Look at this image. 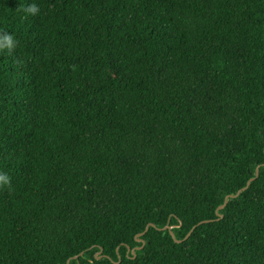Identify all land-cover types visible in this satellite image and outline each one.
<instances>
[{
    "label": "trees",
    "instance_id": "trees-1",
    "mask_svg": "<svg viewBox=\"0 0 264 264\" xmlns=\"http://www.w3.org/2000/svg\"><path fill=\"white\" fill-rule=\"evenodd\" d=\"M3 42L0 264H264V0H0Z\"/></svg>",
    "mask_w": 264,
    "mask_h": 264
},
{
    "label": "water",
    "instance_id": "water-1",
    "mask_svg": "<svg viewBox=\"0 0 264 264\" xmlns=\"http://www.w3.org/2000/svg\"><path fill=\"white\" fill-rule=\"evenodd\" d=\"M258 176H259V168L257 169V177H258ZM254 180H255V179L250 180V181L247 183V186H246L244 189H242L241 191H239L236 195H232V196H228V197H226L225 202H224V205H222V206L219 208V210H222V209H224V208L226 207V205L228 204L229 199L237 198L242 192L246 191V190L250 187L251 183H252ZM217 214H218V212H217ZM218 215H219V214H218ZM205 223H207V222L200 223V225L205 224ZM152 226H153V225H152ZM149 228H150V226H148V227L146 228L145 232L142 233L141 235H145V234L148 232ZM195 228H196V227H195ZM195 228H193L192 231L187 235L186 240L189 239V237L191 236V234L193 233V231L195 230ZM163 230H164V231L168 230V231L170 232V234L172 235L173 239H174L177 243H180V241L176 240V238H175V235H174V233H173V227H170L169 224H168ZM141 235H139V236H141ZM138 241H140V240H138ZM141 242H142V241H141ZM142 244H143L142 247H141V248H138V249H142V248L145 246L144 242H143ZM138 249H137V250H138ZM102 252H103V250H101L99 253H97V255H96V260H100V259L102 258ZM128 252H131L133 255H135V250H132V251L128 250ZM83 255H84V253H81L79 256H75V257L73 258V260H78V259H79L80 257H82ZM133 258H135V257H133ZM70 262H71V260H69L67 264H70ZM119 262H120V259H119Z\"/></svg>",
    "mask_w": 264,
    "mask_h": 264
},
{
    "label": "clouds",
    "instance_id": "clouds-1",
    "mask_svg": "<svg viewBox=\"0 0 264 264\" xmlns=\"http://www.w3.org/2000/svg\"><path fill=\"white\" fill-rule=\"evenodd\" d=\"M26 13L30 14V15H36L39 12V8L37 5L32 4L27 6V8L23 9ZM7 41H9L10 43H8L7 48L8 50L11 52L12 49L15 47L14 43L12 42L11 37H6ZM5 47V43H0V50H2ZM5 183H7L8 181L5 180Z\"/></svg>",
    "mask_w": 264,
    "mask_h": 264
}]
</instances>
